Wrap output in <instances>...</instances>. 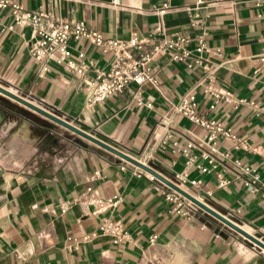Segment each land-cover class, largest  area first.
<instances>
[{
    "label": "crops",
    "instance_id": "crops-1",
    "mask_svg": "<svg viewBox=\"0 0 264 264\" xmlns=\"http://www.w3.org/2000/svg\"><path fill=\"white\" fill-rule=\"evenodd\" d=\"M18 1L26 10L49 2ZM53 9L118 39L146 35L162 24L169 35L180 32L188 39L193 56L155 58L162 92L150 83H131L91 105L83 77L65 63L53 62L51 71L38 74L29 52L32 28L8 29L14 16L6 8L0 9V85L172 180L188 173L186 191L264 241V188L253 191L233 163L240 159L256 168L264 183V19L253 1L63 0ZM202 33L212 50L202 53L206 60L199 64ZM71 46L86 50L91 69L109 66L112 55L86 39H72ZM209 78L231 91L238 104L220 100L212 108L214 97L200 85ZM191 91L197 93L199 114L231 129L250 150L236 149L220 135L216 152L193 148L197 157L187 167V157L163 147L167 134L181 147L208 136V129L173 111V103ZM165 189L139 166L0 92V264H264L259 245L201 207L191 215L179 213ZM98 197L119 202L95 213ZM103 216L120 220L130 239L115 243L99 233ZM92 233L98 234L83 241Z\"/></svg>",
    "mask_w": 264,
    "mask_h": 264
},
{
    "label": "built area",
    "instance_id": "built-area-1",
    "mask_svg": "<svg viewBox=\"0 0 264 264\" xmlns=\"http://www.w3.org/2000/svg\"><path fill=\"white\" fill-rule=\"evenodd\" d=\"M61 1L63 0H49L48 4L41 5L35 10H26L18 0H0V9L10 8L12 10L14 24L9 25L8 29H13L15 25L30 26L32 28V37L28 42L29 52L38 64V74L44 76L51 71L53 62L57 64L65 63L71 70L83 77V85L89 91V103L91 105L104 103L115 94L124 92L131 83L140 86L150 83L162 92L161 83L153 69L155 58L159 55H169L173 60L184 61L193 56V50L185 46L188 39L180 32H176L172 36L169 35L166 27L162 24L152 27L146 35L139 36L137 33H133L129 39L105 37L101 31L89 27L83 20H70L57 15L53 7H58ZM251 1L259 10L258 15L264 19V0ZM201 2L202 0H197V3ZM164 6L160 10L162 13L168 7L167 4ZM197 24L196 21L192 22V26H197ZM80 38L86 39L91 46L101 48L103 53L112 55L107 68L95 67L91 69V65L87 62L86 50L75 49L71 46L72 39ZM197 40L199 45L196 51L199 52L200 57L197 58L196 62L202 64L206 60L202 53L205 51L211 52L212 49L207 45L205 33L200 34ZM214 52L218 53L219 50ZM200 85L203 86L205 92L214 97L212 108L220 100L238 104V100L233 96V93L215 87L212 78H209L208 83H205V79L202 80ZM139 102L142 103L141 98ZM148 106L153 107L154 105L149 103ZM198 108L199 100L196 91L187 93L181 97L179 102L173 103L175 113L181 114L209 130L206 138L189 141L181 147L178 140H172V135L167 134L161 142L163 147H171L174 153L181 152L187 157V167L191 166L197 157V155L191 154L193 148L206 146L211 151L216 152L217 138L220 135L232 141L236 149L250 150V145L245 140L221 123L200 115ZM203 156L208 157V154L203 152ZM233 163L246 176V184L253 191L264 188V183H262L256 168L242 162L240 159H234ZM207 170V167L203 168V171ZM144 172L152 179L157 178L146 170ZM96 174L98 175V173ZM176 178L177 180L173 181L182 187L188 181V173H177ZM191 182L194 185L199 183L198 180H191ZM222 182V184H225L227 181L223 179ZM162 183L166 187L164 191L166 198L175 204V209L179 213L191 215L198 209L197 204L163 181ZM89 190H92V188L90 187ZM94 202L98 207L95 211L97 213L117 205L119 200L98 197L94 199ZM99 233L109 235L115 243L129 240L131 237L123 223L111 216L101 218ZM97 234H87L83 237V241H88ZM155 238L154 235L151 240L154 241ZM77 242L70 247H77ZM260 249L264 252V248L260 247Z\"/></svg>",
    "mask_w": 264,
    "mask_h": 264
},
{
    "label": "water",
    "instance_id": "water-1",
    "mask_svg": "<svg viewBox=\"0 0 264 264\" xmlns=\"http://www.w3.org/2000/svg\"><path fill=\"white\" fill-rule=\"evenodd\" d=\"M0 92L5 94V95H7V96H9V97H11V98H13L14 100H16V101H18L20 103L30 107L31 109H33V110L45 115L46 117H48V118L52 119L53 121L61 124L62 126L74 131L75 133L79 134L80 136H82V137H84V138H86V139H88V140H90V141H92L94 143H97L98 145H100V146L104 147L105 149L111 151L112 153L118 155L122 159H124L126 161H129V162L139 166L140 168L152 173L158 179H160L161 181H163L164 183L169 185L171 188H173V189L177 190L178 192H180L182 195H184L185 197L190 199L192 202L197 204L199 207H201L202 209H204L205 211H207L211 215L215 216L219 220H221L227 226L231 227L232 229L236 230L237 232H239L240 234H242L243 236H245L246 238H248L249 240H251L255 244H257L260 247L264 248V241L262 239H260V238L256 237L255 235L249 233L244 228H242L237 222H235L234 220H232L231 218H229L225 214L221 213L220 211L216 210L215 208L210 206L205 201L199 199L197 196L189 193L184 188L180 187L177 183H175L173 180H171L170 178L166 177L162 173L158 172L157 170H155L154 168H152L148 164L139 161L138 159L132 157L131 155L125 153L124 151H122V150L114 147L113 145L101 140L100 138H98L94 134L85 131L84 129L74 125L73 123L69 122L68 120L63 119L59 115H57V114H55V113H53V112H51V111L39 106V105H36V104L32 103L31 101L21 97L20 95H17L15 93L9 91L8 89L4 88L1 85H0ZM221 234L222 235L224 234L225 236L228 235L227 233H225V231H223Z\"/></svg>",
    "mask_w": 264,
    "mask_h": 264
},
{
    "label": "rangeland",
    "instance_id": "rangeland-1",
    "mask_svg": "<svg viewBox=\"0 0 264 264\" xmlns=\"http://www.w3.org/2000/svg\"><path fill=\"white\" fill-rule=\"evenodd\" d=\"M243 237V236H242Z\"/></svg>",
    "mask_w": 264,
    "mask_h": 264
}]
</instances>
